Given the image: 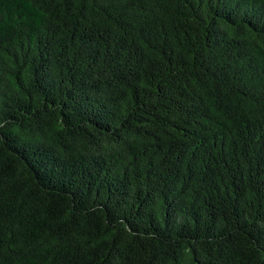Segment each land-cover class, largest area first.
Instances as JSON below:
<instances>
[{
	"label": "trees",
	"instance_id": "obj_1",
	"mask_svg": "<svg viewBox=\"0 0 264 264\" xmlns=\"http://www.w3.org/2000/svg\"><path fill=\"white\" fill-rule=\"evenodd\" d=\"M0 264H264V0H0Z\"/></svg>",
	"mask_w": 264,
	"mask_h": 264
}]
</instances>
